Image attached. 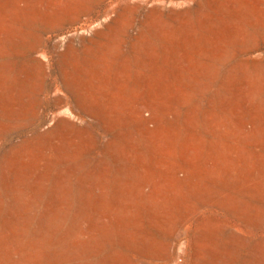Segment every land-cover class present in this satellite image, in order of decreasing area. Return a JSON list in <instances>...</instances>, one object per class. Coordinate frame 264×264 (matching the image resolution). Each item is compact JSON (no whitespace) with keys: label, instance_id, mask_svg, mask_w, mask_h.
I'll return each mask as SVG.
<instances>
[{"label":"rangeland","instance_id":"1","mask_svg":"<svg viewBox=\"0 0 264 264\" xmlns=\"http://www.w3.org/2000/svg\"><path fill=\"white\" fill-rule=\"evenodd\" d=\"M0 264H264V0H0Z\"/></svg>","mask_w":264,"mask_h":264}]
</instances>
